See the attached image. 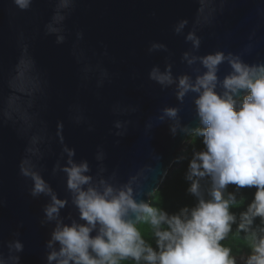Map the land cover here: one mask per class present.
<instances>
[{
    "label": "water",
    "instance_id": "1",
    "mask_svg": "<svg viewBox=\"0 0 264 264\" xmlns=\"http://www.w3.org/2000/svg\"><path fill=\"white\" fill-rule=\"evenodd\" d=\"M55 3L33 0L20 10L13 0H0V252L7 255V242L20 239L25 246L20 264H46L45 244L54 226L40 222L49 197H32L31 180L20 175L26 148L58 196L69 195L64 174H52L62 150L58 121L74 159H87L95 174L99 146L105 153L103 175L117 185L130 183L136 198L149 203L187 135L200 127L195 94L181 104L175 86L162 88L149 79L150 69L171 64L173 75L194 76L198 65L181 59L191 49L188 32L201 39L199 55L223 50L248 63L264 61V0H75L61 44L44 30ZM180 19L187 25L177 35L173 27ZM78 31L83 38L76 42ZM153 41L168 50L149 52ZM229 71L221 64L218 76ZM166 106L180 108L186 134L173 136L174 121L158 119ZM115 121H130L124 136L114 134ZM69 212L78 219L70 202L61 215Z\"/></svg>",
    "mask_w": 264,
    "mask_h": 264
},
{
    "label": "clouds",
    "instance_id": "2",
    "mask_svg": "<svg viewBox=\"0 0 264 264\" xmlns=\"http://www.w3.org/2000/svg\"><path fill=\"white\" fill-rule=\"evenodd\" d=\"M33 0H13L20 10H28ZM75 0H56L50 20L45 24L46 35H55V42L65 41L64 21L71 14ZM187 21L180 19L173 27L179 35L184 32ZM77 41L83 33H76ZM191 49L183 52L182 61L193 68L195 75L187 72L173 75L172 65L163 69L154 65L149 79L162 88L175 86L176 99L182 104L191 94L199 125L196 134L202 137L204 148L194 151L189 162L186 179L190 182L187 191L196 198L192 207H182L169 214L164 209L152 207L143 199H137L130 183L117 185L103 165L105 153L98 146L96 160L98 170L92 173L87 159L77 161L75 149L64 143L63 122H57L56 136L62 145L60 158L52 168V174L62 172L66 178L68 196L61 198L42 175L35 153L21 160L20 175L32 182V197H49L43 206L42 225L53 223L46 241V264H120L121 260L134 259L137 264H236L231 250L223 247L224 240L237 223V216L230 211L236 202L235 193L225 192L228 185L237 189L255 187L252 201L239 217L238 230L249 233L252 252L246 264H264V226L253 229L257 217L264 225V61L246 62L241 54L216 50L199 55L201 39L194 32L185 35ZM167 51L164 43L153 41L149 52ZM227 63L229 71L221 79L220 65ZM106 75V73H105ZM103 79L97 86L103 85ZM135 110V109H133ZM178 106H166L158 119L174 121L169 126L173 136L187 133L181 126ZM83 117L76 119L77 123ZM130 121H115L114 134L122 137ZM152 125L147 124L146 129ZM92 126L89 125V130ZM119 143V141H117ZM66 154V155H65ZM42 159V157H40ZM61 160H65L62 164ZM208 179L210 186L205 198L201 181ZM69 202L78 212V219L69 212L61 211ZM70 222H65V220ZM147 219L156 240L154 248L142 237L137 223ZM93 233H95L93 235ZM16 237L19 233L14 234ZM7 255L0 252V264H20L24 243L15 238L6 244Z\"/></svg>",
    "mask_w": 264,
    "mask_h": 264
},
{
    "label": "trees",
    "instance_id": "3",
    "mask_svg": "<svg viewBox=\"0 0 264 264\" xmlns=\"http://www.w3.org/2000/svg\"><path fill=\"white\" fill-rule=\"evenodd\" d=\"M203 148L202 137L198 136L196 131L187 135L182 148L175 153L174 161L166 172L161 184L149 197V203L152 207L164 209L169 214H175L179 212L182 207H192L195 205L196 198L187 191L190 182L186 179V173L193 152L200 151ZM201 184L205 198H208L207 189L210 186V182L206 178L201 181ZM255 191V187L237 189L236 185L230 184L225 192V198H227L228 193H235L236 195V202L231 206L230 211L236 214L237 223L232 225V230L224 240L220 241V243L223 247L231 250L230 254L232 257H235L236 264H246L243 261H239V258L249 256L252 252L251 236L249 233L239 231L238 224L240 222V214L246 211L249 203L253 199ZM136 226L146 242L150 243L155 248V236L147 219L141 220ZM261 226H264L262 225L261 218L257 217L252 228L258 229ZM120 264H137V262L132 258H128L121 260ZM139 264H144V262L140 261Z\"/></svg>",
    "mask_w": 264,
    "mask_h": 264
},
{
    "label": "rangeland",
    "instance_id": "4",
    "mask_svg": "<svg viewBox=\"0 0 264 264\" xmlns=\"http://www.w3.org/2000/svg\"><path fill=\"white\" fill-rule=\"evenodd\" d=\"M247 257H248V256H244V257H242V258H239V261H243V262L246 263Z\"/></svg>",
    "mask_w": 264,
    "mask_h": 264
}]
</instances>
